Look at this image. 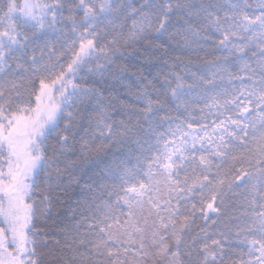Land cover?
I'll return each mask as SVG.
<instances>
[{
	"label": "snow or ice",
	"instance_id": "obj_1",
	"mask_svg": "<svg viewBox=\"0 0 264 264\" xmlns=\"http://www.w3.org/2000/svg\"><path fill=\"white\" fill-rule=\"evenodd\" d=\"M0 264H264V0H0Z\"/></svg>",
	"mask_w": 264,
	"mask_h": 264
},
{
	"label": "trees",
	"instance_id": "obj_2",
	"mask_svg": "<svg viewBox=\"0 0 264 264\" xmlns=\"http://www.w3.org/2000/svg\"><path fill=\"white\" fill-rule=\"evenodd\" d=\"M201 59H203V54H201ZM85 179H87V177H85ZM79 190H77V193H78ZM240 192H243V189L240 190ZM77 193H69V196H72V195H76ZM54 195H61L60 193H54ZM239 195V193L237 194ZM67 200V198H65ZM65 206L64 205H57V207L54 209V212H53V215L54 217L55 216H58V215H61L65 212ZM237 215H240L239 212L236 213ZM203 223V222H201ZM224 226L223 222L219 223L217 226H215V230H219L220 228H222ZM49 227L50 228H55V221H49ZM213 230V226L211 224H209V231L211 232ZM243 237H241L242 239ZM243 251V248L242 247H237L235 248V252L236 253H240Z\"/></svg>",
	"mask_w": 264,
	"mask_h": 264
}]
</instances>
